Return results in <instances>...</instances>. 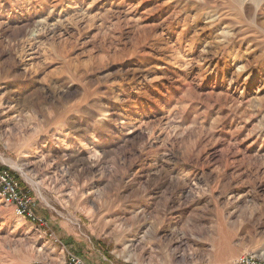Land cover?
<instances>
[{"label":"rangeland","instance_id":"obj_1","mask_svg":"<svg viewBox=\"0 0 264 264\" xmlns=\"http://www.w3.org/2000/svg\"><path fill=\"white\" fill-rule=\"evenodd\" d=\"M0 264L264 260V0H0Z\"/></svg>","mask_w":264,"mask_h":264},{"label":"built area","instance_id":"obj_2","mask_svg":"<svg viewBox=\"0 0 264 264\" xmlns=\"http://www.w3.org/2000/svg\"><path fill=\"white\" fill-rule=\"evenodd\" d=\"M0 198L4 203L14 207L17 216L41 222L34 214L35 199L30 190L22 187L16 175L6 167H0ZM64 264L86 263L79 256L69 254ZM233 264H264V260L254 253H247L239 255Z\"/></svg>","mask_w":264,"mask_h":264}]
</instances>
